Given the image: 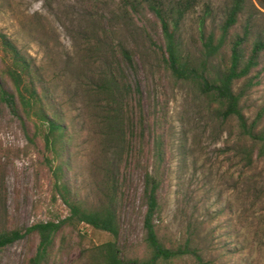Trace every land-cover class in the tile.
Masks as SVG:
<instances>
[{
  "label": "rangeland",
  "instance_id": "374dc122",
  "mask_svg": "<svg viewBox=\"0 0 264 264\" xmlns=\"http://www.w3.org/2000/svg\"><path fill=\"white\" fill-rule=\"evenodd\" d=\"M228 2L199 0L185 15L177 33L184 55L197 62L202 59L198 19L204 6L209 5L212 14L206 27L217 34L211 25L222 20ZM118 4L119 0H0V32L12 38L38 64L49 65L48 75H56L59 84L58 96L73 111L71 117L77 118L75 128L81 130L74 148L78 171L71 172L70 177L75 175L78 183H87L86 193H98L95 188L100 175L94 167L105 158L100 154L98 127L84 110L85 89L80 82L84 79L80 76L78 80L76 69L83 63L85 29L90 28L92 20H111L109 28L132 51L135 61L136 70L127 72L140 91L144 145L151 149L155 136L165 141L164 179L157 191L155 218L159 237L174 243L194 238L207 264H264L263 160L254 155L253 163L246 165L240 151L244 140L236 121L221 122L194 84L169 74L159 50L149 39L163 43L153 14L146 13L141 22L128 23L121 18ZM259 8L248 3L246 9L254 14L252 39L264 27V7ZM246 17L247 13L239 16L232 29L234 34L242 33ZM226 57L225 51L224 57L209 59L210 69L217 70ZM90 65L84 68H92ZM251 75L255 76L256 84L243 96L241 107L247 120H256L261 128L264 53ZM145 153L137 165L146 162L153 172L152 160ZM46 155L49 156L39 140L35 144L28 142L19 119L0 102V222L6 227L24 231L33 223L67 215L65 205L53 196V177ZM110 159L108 156L106 162ZM122 192L116 207L118 245L125 257H141L145 254L142 228L145 205L140 167L127 175ZM110 238L108 233L86 225L76 229L66 227L56 236L53 261L86 264V249ZM37 243V235L30 234L1 248L0 264H27ZM171 264H195V261L185 255Z\"/></svg>",
  "mask_w": 264,
  "mask_h": 264
},
{
  "label": "trees",
  "instance_id": "16d2710c",
  "mask_svg": "<svg viewBox=\"0 0 264 264\" xmlns=\"http://www.w3.org/2000/svg\"><path fill=\"white\" fill-rule=\"evenodd\" d=\"M264 5V0H257ZM199 0H119L117 10L122 19L133 23L151 13L158 23L163 43L150 42L159 50L163 65L175 79L194 84L204 95L213 115L221 122L234 119L244 140L240 147L245 164L257 159L264 162V126L258 128L256 120L249 122L241 107L246 92L256 84L251 75L264 53V27L251 38L253 13L246 11L245 0H229L220 22L207 30L206 21L212 9L205 5L198 19L202 59L197 62L184 55L178 40L182 19L191 12ZM247 13L241 34L232 29L240 15ZM111 20H92L83 35L81 66L77 78L84 79L81 86L84 110L98 127L100 154L105 158L94 169L100 175L95 188L98 193L85 190L87 183H78L75 128L77 118L58 96L56 75H48L49 65L37 63L23 52L16 42L0 32V102L19 119L28 142L42 143L49 154L45 159L53 177L54 197L67 208V215L39 221L24 231L6 227L0 222V249L30 234H36L38 243L27 264H55V239L62 229H76L86 225L108 233L111 238L86 249V264H171L173 260L189 255L195 264H207L195 240L187 237L177 243L159 237L155 218L158 208L157 191L164 179L165 141L155 136L151 149L144 145V119L140 91L128 76L136 70L132 51L120 40L116 31L109 28ZM142 24V23H141ZM109 25V26H108ZM118 38V39H117ZM217 70L212 71L209 59L224 57ZM91 64V65H90ZM90 65L92 68L85 67ZM84 68V70H82ZM94 68V69H93ZM67 70L64 69V72ZM89 75V76H88ZM84 125L81 129H84ZM249 142V143H248ZM248 143V145H246ZM150 156L154 171L145 162L137 165L139 158ZM149 153H148V152ZM111 159L106 162L107 157ZM93 166V165H92ZM135 167L142 169V198L145 211L142 219L145 254L125 257L118 245L119 223L117 199L122 195L127 175ZM77 175V174H76ZM94 195V196H93Z\"/></svg>",
  "mask_w": 264,
  "mask_h": 264
},
{
  "label": "crops",
  "instance_id": "0c3cea01",
  "mask_svg": "<svg viewBox=\"0 0 264 264\" xmlns=\"http://www.w3.org/2000/svg\"><path fill=\"white\" fill-rule=\"evenodd\" d=\"M246 2H245V4H246V6L248 5V3L249 4H253L255 7H260V6H262V7H264V5H262V4H260L257 0H245ZM257 5V6H256ZM260 9V8H259ZM261 10V9H260ZM263 11V10H262Z\"/></svg>",
  "mask_w": 264,
  "mask_h": 264
}]
</instances>
